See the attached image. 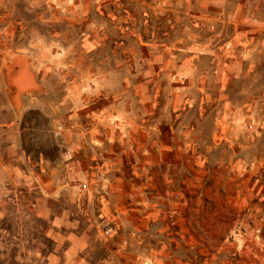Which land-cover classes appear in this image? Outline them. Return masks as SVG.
<instances>
[{
    "label": "rangeland",
    "instance_id": "rangeland-1",
    "mask_svg": "<svg viewBox=\"0 0 264 264\" xmlns=\"http://www.w3.org/2000/svg\"><path fill=\"white\" fill-rule=\"evenodd\" d=\"M123 121L142 151L138 176L124 173L141 198L111 206L91 192L73 228L50 227L28 175L72 149L120 154L122 141L64 134ZM83 176L88 192L96 177ZM127 255L264 264V0H0V264Z\"/></svg>",
    "mask_w": 264,
    "mask_h": 264
},
{
    "label": "crops",
    "instance_id": "crops-1",
    "mask_svg": "<svg viewBox=\"0 0 264 264\" xmlns=\"http://www.w3.org/2000/svg\"><path fill=\"white\" fill-rule=\"evenodd\" d=\"M20 106H15L19 108ZM129 121H123L122 129H115L114 133H108L97 125H91L85 127V129H80V127L65 132L64 137L68 140L76 141H98V142H112L117 141L126 143L120 154H116L113 149H109L108 145L105 143L104 148H98L90 153L88 150L72 149L66 156L59 158L58 166L54 170L45 174L32 173L31 176L28 175L27 181L31 180L28 185V192H33L40 190L42 197L36 200V212L42 219L48 220L50 222V227L62 228L66 227L68 229L74 227L73 218L71 217L72 210L79 201H90L92 198L91 192L93 193L94 200L102 202L103 200L111 203V206L117 205L122 201V204L129 207L131 203L132 193L138 195L141 198L142 189L140 186L138 190L136 186H131V181L129 179L130 175L125 176L124 173H132L134 176H138V173L142 171V151L131 149L128 142L131 141L134 134L131 135L130 130L124 129V126L131 125L128 124ZM15 123H10L13 125ZM17 125V124H16ZM121 123H118L117 127H120ZM127 129V128H126ZM21 133V129L19 131ZM94 170V171H93ZM122 173L123 175H119ZM94 175L96 181L92 187V190L88 192L80 191L79 185L76 181H79V177L83 176V179L87 175ZM140 176V175H139ZM89 178V177H88ZM82 179V180H83ZM89 180V179H88ZM89 182V181H88ZM87 183V182H86ZM33 203V202H31ZM39 203H42L40 207ZM34 205V203H33ZM39 205V206H38ZM64 208H59L61 213L56 215V206H63ZM74 235V234H73ZM78 234V236H80ZM77 238V235L75 236ZM98 238V243L104 241L99 231L95 234ZM112 246L101 242L98 246L100 251L103 249L105 251L113 252L114 248ZM126 247H118L117 252H122L123 257L126 253ZM126 256V255H125ZM125 257V259L115 262L113 258L106 259L104 261H99L98 264H132L130 261V255Z\"/></svg>",
    "mask_w": 264,
    "mask_h": 264
},
{
    "label": "bare ground",
    "instance_id": "bare-ground-1",
    "mask_svg": "<svg viewBox=\"0 0 264 264\" xmlns=\"http://www.w3.org/2000/svg\"><path fill=\"white\" fill-rule=\"evenodd\" d=\"M254 247V246H253ZM253 247H251V248H253ZM256 252V251H255ZM255 254V253H254ZM259 259V258H258Z\"/></svg>",
    "mask_w": 264,
    "mask_h": 264
}]
</instances>
